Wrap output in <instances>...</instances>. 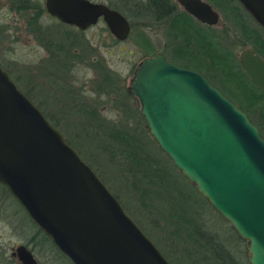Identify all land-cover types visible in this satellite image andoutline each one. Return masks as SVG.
I'll return each instance as SVG.
<instances>
[{
	"label": "water",
	"instance_id": "obj_1",
	"mask_svg": "<svg viewBox=\"0 0 264 264\" xmlns=\"http://www.w3.org/2000/svg\"><path fill=\"white\" fill-rule=\"evenodd\" d=\"M264 28V0H238ZM214 22L203 0H178ZM47 13L83 29L101 17L117 40L129 32L117 9L91 0H44ZM239 63L264 92V60ZM127 90L172 164L244 240L249 264H264V138L247 114L200 72L159 51L139 60ZM0 183L72 264H171L91 166L0 66ZM11 254L38 264L23 243Z\"/></svg>",
	"mask_w": 264,
	"mask_h": 264
},
{
	"label": "rangeland",
	"instance_id": "obj_2",
	"mask_svg": "<svg viewBox=\"0 0 264 264\" xmlns=\"http://www.w3.org/2000/svg\"><path fill=\"white\" fill-rule=\"evenodd\" d=\"M109 1L125 14L131 24L130 33L124 40H116L102 20L83 30L60 22L44 11L43 0H28V6L18 11L10 7L9 0H0V64L8 71L16 86L78 149L80 157L91 166L109 190H115L114 194L124 204L128 215L152 241H156L153 243L157 244L171 264H192L190 258L194 255L191 251H187L185 256L173 239L158 235L161 222L149 220V215L134 202L133 195L121 182L117 162L108 154V148L100 149L92 140L97 136L99 141L104 140L97 126L99 123L112 127L124 126L131 130H142L164 153L149 134L143 118L129 110L137 107L136 101L130 97L126 99L121 91H126L134 66L142 57L150 54L142 53L141 42H137L139 34L148 36L154 51H162L165 32L154 15L134 9L133 0ZM38 9L40 15L33 22L30 15ZM36 22L43 32L42 39L40 34L30 30ZM46 36L62 44L67 40V69L63 68L62 53H57L50 43L45 48L43 40ZM239 51V47H233L236 55ZM163 53L166 55L169 51ZM105 72L110 73L114 80L108 89L104 88L105 83H97ZM115 83L120 86L119 90L112 91ZM97 84L103 89H96ZM225 85L235 90L232 84ZM86 93L94 94L95 99ZM91 129L94 130L93 136L86 135L85 131L90 132ZM150 152L156 154L153 148H150ZM7 194L0 187V264H20L11 254L18 243H23L32 251L38 264H70L61 253L50 250L47 240L42 245H34L30 241L29 237L38 228ZM211 209L204 208L203 216L215 228L212 232H218L219 236L228 235L229 232L234 235L229 222ZM240 240L241 247L246 249L244 240ZM230 246L233 251L237 248L236 245ZM179 256H182V260Z\"/></svg>",
	"mask_w": 264,
	"mask_h": 264
},
{
	"label": "trees",
	"instance_id": "obj_3",
	"mask_svg": "<svg viewBox=\"0 0 264 264\" xmlns=\"http://www.w3.org/2000/svg\"><path fill=\"white\" fill-rule=\"evenodd\" d=\"M149 1L152 4L151 13L147 12L146 14L154 15V18L166 26V34L175 44L173 51L178 57H181L180 53L182 51L178 41L181 39L187 41L192 34L191 28L187 32L188 30L183 26V24H186L184 21H187L185 15L182 13L180 15L178 13L160 14L157 8L161 6V0ZM213 1L220 5L224 17L231 20L232 24L238 23L240 27L246 26L243 20L246 14L242 9L243 14L240 13L239 6L232 2L233 0H227L226 2L224 0ZM38 11L40 10L38 9L36 13ZM247 29L248 31L244 30L242 32L245 40L240 42H249L264 57V38L262 40L260 37H256L257 31L253 28L247 27ZM148 41L146 35L139 34L137 42H141L139 45L144 54L154 53V47ZM196 41L200 56L197 62L193 64L194 68L201 70V73L212 85L243 110L257 126L261 137L264 138V93L247 78L231 50L221 45L220 42H227L226 40L216 36L213 42H210L211 44H204L200 40ZM185 45H187V42ZM172 56L175 58L173 54ZM101 79L110 83L111 76H108L105 72ZM226 83L232 84L235 90L228 88L225 85ZM111 86L112 84H108L104 88L107 87L108 89ZM119 87L115 83L111 89L112 91L119 90ZM97 88L98 90L103 89L100 86H97ZM121 92L122 95H127L126 91ZM129 110L142 118L137 107L129 108ZM49 122L56 127L51 120ZM97 126L101 135L104 136V140L99 141L98 136L92 140L100 149L108 148V151H110L108 154L117 162V173L121 182L133 195L134 202L149 215V220L161 222L158 226L160 229L157 232L158 235H167V237L173 239L174 244L180 246L185 256H187V251H191L194 255L190 258L192 264H249L247 251L241 247V240L236 232L231 229L234 235L229 232L228 235L224 234L222 236H219L220 234H217V231L216 234L212 232V229L215 228L210 226L208 219L203 216V209L209 210L212 206L187 178L175 168L168 156L161 153L152 140L146 137L142 130L135 128L131 130L124 126L112 127L102 123L97 124ZM93 131L91 129L90 132H85L86 135L93 136ZM65 140L72 146L66 138ZM150 148H153L156 154L150 152ZM75 150L79 153L77 148ZM0 187L16 201L25 216L29 218L7 188L1 183ZM114 191H112L113 194ZM114 196L119 200L115 194ZM120 203L125 210L124 204L121 201ZM37 228L36 233L29 237L30 241L32 240L34 245H42L47 240L50 250L61 253L50 238L38 226ZM154 244L157 246L156 243ZM230 245H236L235 251L231 249ZM161 252L167 258L162 250ZM61 254L66 257L63 253ZM179 257L182 260V256ZM167 260L171 263L169 259ZM67 261L72 264L68 258ZM182 263L186 262L182 261Z\"/></svg>",
	"mask_w": 264,
	"mask_h": 264
},
{
	"label": "flooded vegetation",
	"instance_id": "obj_4",
	"mask_svg": "<svg viewBox=\"0 0 264 264\" xmlns=\"http://www.w3.org/2000/svg\"><path fill=\"white\" fill-rule=\"evenodd\" d=\"M26 1L27 0H9V5H10V7L15 8L18 11L20 8L27 7L26 4H28V3ZM91 1H93V2H101V3L105 4V5H107L108 7L115 8V9L119 10L109 0H91ZM203 1L207 2L209 4L210 8L213 9L217 13V18H216V20L214 22H209L208 23V22L201 21L200 19L194 17L190 12H188L183 7V5L181 3L178 2V0H161V6L157 8V11L160 14L178 13L180 15L182 13L183 15H185V18L187 20V21H184V22H186V24H183V26H184L185 29L188 30L187 32H189V28H191L192 34L190 35V37H188L187 41H185V40L183 41L182 39L178 41V43H180L181 51H182L180 53L181 57H178V55L176 53H174V51H173V48H175V44H173L174 41L171 40L167 36V34H166V26L161 21H159L162 24L161 26H162V28H163V30L165 32V34H164L165 43L162 45V48H161L162 51L155 50L154 53L159 51V52H161L163 54V56L167 60H169L173 64H175L177 66L193 69V70H196V71L201 73V70L199 71V69H196L193 66V64H195L197 62V60H198V58L200 56V54L197 51V43H196L197 41L196 40H198V41L200 40L204 44H211L210 42H213L215 37L219 36L220 38H222V39L227 41V42L224 41V42H220V43H221V45L226 46L227 49H230L234 57H237L236 59H237V62L239 64V66H240L239 54H240V52L243 49H251L253 53L258 54L264 60V57L259 52H257L252 47V45L249 42H240V41H244L245 40V36L242 35V32L244 30L248 31L247 27L248 28H253L255 31H257L256 37H260L263 40V38H264V28L253 19V17L248 13L247 10H245L243 8V6L240 4V2L238 0H233L232 2L236 3L239 6V10H240L241 14H243L242 13L243 11L245 12L246 17H245V19L243 18V20H244V23H245V25L247 27L246 26L245 27H240L238 23L232 24L230 22L231 20L226 19L224 17L223 12L220 9V5H217L213 0H203ZM224 1L226 2L227 0H224ZM132 4L134 6V9L137 8L140 11H145V12L150 11L151 5H152L151 1H149V0H133ZM43 8H44V5H43ZM44 11L46 12L45 8H44ZM39 13H40V11H39ZM39 13L34 12L33 14H31L30 15L31 21L33 20V22H34V19H36V21H37V17H38V15H40ZM121 13L125 16V14L123 12H121ZM47 14L49 16H51V17H54V16L50 15L49 13H47ZM54 18L57 20L56 17H54ZM98 20H102V18L98 17L95 22H97ZM190 20H191V22H190ZM128 23H129V32L127 34V37H128V35L130 33V30H131V24H130L129 20H128ZM91 25L92 24H89L85 28H87V27H89ZM70 26H73V25H70ZM85 28H83V29H85ZM83 29H80V30H83ZM30 30H32V32H37L38 34H40L41 35V39H42L43 35L41 34L42 31L40 29V26H39L38 22H36V24H34ZM146 37L148 38V36H146ZM43 42H45V44H44L45 48L50 43L52 48L55 51H58L57 53H62L63 54V59H62L63 68L67 69V49H68L67 48V40L65 39L64 42H63L64 44H62L61 42H54L50 37L46 36L45 39L43 40ZM186 42H187V45H185ZM233 42H236V43H233ZM260 43L262 44L263 42H260ZM71 46H75V45H71ZM233 47H239L240 48V51L238 52L237 55H236L235 52H233ZM165 50L169 51V53H166L167 56L164 55V53H163V51H165ZM154 53H150L149 55H145V56H151ZM172 54L175 56V58L172 56ZM56 58H58V57H56ZM183 64H186V65H183ZM0 66L8 73V71L1 64H0ZM240 68L242 69L241 66H240ZM242 71L244 72L243 69H242ZM109 74H108V76L111 75V74L110 75ZM132 74H133V71H132ZM100 80L101 81H98L97 83H99V84H100V82L103 83V84L105 83L106 86L108 84L109 85H111V84L113 85V83H114V80H112V79L110 81L111 84L108 81L104 82L102 79H100ZM129 81H130V79H129ZM99 84H97V86H99ZM103 84H100V85H103ZM96 89H98V88L96 87ZM125 90L127 92V95L123 94L122 96L126 97V99H127V97L133 98L136 101L135 97L131 93L128 92L127 86H126ZM136 103H137V101H136ZM121 104L123 105V108H124L125 102H123ZM127 108H129V107H127ZM137 108H138V104H137Z\"/></svg>",
	"mask_w": 264,
	"mask_h": 264
},
{
	"label": "clouds",
	"instance_id": "obj_5",
	"mask_svg": "<svg viewBox=\"0 0 264 264\" xmlns=\"http://www.w3.org/2000/svg\"><path fill=\"white\" fill-rule=\"evenodd\" d=\"M86 95H89V96H91V98L95 99V96H94V94H91V93H86ZM104 99H106V97H104Z\"/></svg>",
	"mask_w": 264,
	"mask_h": 264
}]
</instances>
